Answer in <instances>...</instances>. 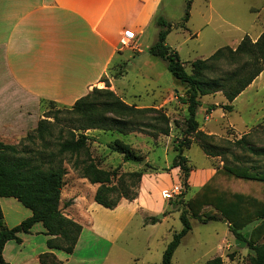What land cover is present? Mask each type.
Instances as JSON below:
<instances>
[{
	"label": "trees",
	"instance_id": "obj_1",
	"mask_svg": "<svg viewBox=\"0 0 264 264\" xmlns=\"http://www.w3.org/2000/svg\"><path fill=\"white\" fill-rule=\"evenodd\" d=\"M194 0H187L185 14L179 27L186 28ZM161 31L157 42L149 49L153 57L166 62L167 68L186 91L183 100L187 105L188 117L185 123L184 139L174 149L175 157L171 168H179L183 191L176 204L182 206L180 220L183 229L174 234L168 244L160 264H172L177 248L192 230L191 219L202 223L216 220L211 214L201 215L203 208L212 206L230 223V231L236 239L248 244L253 251L250 264H264V169L249 165L224 166L188 201L184 194L189 188L188 178L192 166L185 155L190 149L191 135L199 138V147L209 157H221L218 146L208 142L213 136L200 130L197 112L203 106L204 96L222 93L229 104L222 106L228 112L231 105L264 72V31L256 41L245 36L233 49L226 46L218 49L208 59L192 62L193 72L189 74L179 53L167 45V36L172 24L164 18L158 21ZM234 66L226 70L225 65ZM217 73V74H216ZM216 74V75H214ZM105 89L94 88L80 98L71 108L56 109L38 121L37 127L29 133L20 145L5 144L0 141V199L15 198L32 215L19 225L9 228L4 223L0 205V264H8L3 256L9 241L22 243L20 234H29L36 223H42L50 238L47 245L52 250L71 254L81 233V226L65 217L61 207L64 178L68 170L64 163L92 185H98L94 200L104 208L113 210L125 199L134 201L139 196L144 169L127 173L120 167L106 169L92 156L89 147L90 130L118 132L127 136L132 133H145L158 139L169 136L170 117L155 108H139L129 105L110 89L108 81ZM50 104L55 105L50 102ZM217 108L212 105L208 110ZM157 113L153 122L137 120L148 113ZM150 130V131H148ZM249 134L243 135L235 144L243 145ZM40 143L37 149L35 145ZM124 162H141L133 146L115 140L112 148ZM247 151L264 158V148L247 145ZM149 164H146V168ZM150 168V167H149ZM258 224L250 233L242 230L254 221ZM152 224L157 222L151 220ZM233 257V256H231ZM41 264H60L56 256L45 253L40 256ZM207 264H224L222 257H215Z\"/></svg>",
	"mask_w": 264,
	"mask_h": 264
},
{
	"label": "crops",
	"instance_id": "obj_2",
	"mask_svg": "<svg viewBox=\"0 0 264 264\" xmlns=\"http://www.w3.org/2000/svg\"><path fill=\"white\" fill-rule=\"evenodd\" d=\"M163 3L164 0H0V112L4 115L0 119V137H17L29 126L26 123L36 121L37 124L47 103L52 102L59 108H71L94 88L105 85L103 81H108L110 88L119 95L115 86L117 78L111 75L121 71L123 77L125 62L134 65L127 52L141 55L139 59L144 61L140 64L148 63L146 53L151 56L149 49L157 42L161 31L158 21L164 18L170 22L163 14ZM192 8L193 3L188 23L192 19ZM187 24L186 28L179 29L187 30ZM175 25L172 24L171 32L177 29ZM127 30L136 33L133 46L137 50L122 46L121 40ZM263 30L264 27L254 38L250 37L256 41ZM256 80L241 95L252 88ZM221 94L204 96L197 117L202 115L207 123L218 112L225 118L228 111L224 112L221 107L229 102L226 100L228 103L225 104L215 100ZM171 100L165 99L160 107ZM212 105L217 108L208 110ZM206 127L208 125L201 126L200 130L210 136H219ZM88 132L96 135L108 133L101 130ZM245 134H249V131L238 135ZM127 136H131L132 140L138 138L140 143L137 149L146 151L151 164L149 155L152 150L142 142L145 137L138 133ZM131 145L136 147L133 143ZM206 157L209 161L201 168L191 165L188 159L192 171L188 178L189 188L183 198L185 201L191 199L224 166L221 157ZM123 164L127 162L123 160ZM169 164L164 167L150 165L159 172L167 170L168 173L162 176L161 173L145 172L138 198L134 201L123 199L113 210L95 202L96 185L89 183L90 191L79 193L86 179L65 187L61 206L63 213L67 219L81 226L74 251L67 254L50 249L47 242L54 237L46 234L47 229L42 223H36L29 234H20L22 243L9 241L5 245L2 253L4 260L8 264H41L40 256L51 252L60 264H106L116 237L123 233L128 218L139 210L153 214L164 211L165 202L161 200L156 203L155 197L159 194L161 199L162 192L173 186L182 187L180 169H172ZM160 177H170L173 184H159ZM189 189H196V192L187 199ZM0 205L4 223L9 228L32 215L31 210L15 198H1ZM179 209L182 211V206L179 205ZM204 213L215 217L213 221H224L230 230V223L212 206L203 208L201 215L204 216ZM257 224L256 220L242 233H250ZM142 225L155 228L158 223L152 224L151 220L144 218ZM235 240L233 235L234 243ZM260 242L264 243V238Z\"/></svg>",
	"mask_w": 264,
	"mask_h": 264
},
{
	"label": "rangeland",
	"instance_id": "obj_3",
	"mask_svg": "<svg viewBox=\"0 0 264 264\" xmlns=\"http://www.w3.org/2000/svg\"><path fill=\"white\" fill-rule=\"evenodd\" d=\"M186 2L187 0H164L165 11L163 14L170 21L169 23L176 24L175 27L177 28L168 35L166 43L179 53L189 74L193 72L191 64L195 60L208 59L218 49L226 46L235 49L245 36L249 34V37L254 38L264 27V0H194L192 19L187 24L188 29H179L185 14ZM126 54L131 57L130 61L134 65L130 66L128 61L125 62L126 65L122 67L124 68L123 77H121V71L111 75V77L117 78L115 86L120 96L116 95L129 105H136L139 108L161 109L164 114L170 115V134L154 139L145 133H138L145 137L142 142L152 150L149 155L152 160L151 164L148 161L146 151L137 149L140 143L138 138L132 140L131 136H124L118 132L102 135L88 132L90 151L96 162L104 168L120 167L122 173L144 169V174L145 172L161 173L163 176L168 173L167 170L159 172L150 165L164 167L170 163L169 165L172 166L175 157L174 149L183 141L186 129L188 110L187 105L182 100L186 97V91L176 82L168 70L166 62L162 59L149 56L146 53L148 63L144 65L139 63L144 61L139 59L141 55L132 52ZM224 65L226 70H231L234 67ZM105 88L106 85L98 87V89ZM222 95L216 96L215 100L227 104L228 102ZM169 98L172 100L160 107V104ZM232 105L233 111L228 112L225 118L216 112L213 118L206 123L202 115H198L199 125L200 127L208 125L206 127L208 130H212L214 134L221 136H213L211 140H208L209 143L218 146L222 151L221 161L231 166H258L262 170L264 158L248 152L247 145L264 148V72L257 78L254 86L241 95ZM56 109L63 108L47 103L42 110L41 119ZM224 112L227 111L224 110ZM3 116V113L0 112V119ZM156 116L157 113L150 112L138 117L137 120L149 123L153 122L152 119ZM26 124L29 126L24 133L14 138L0 137V141L5 144L20 145L26 136L36 129L38 122L37 124L36 121ZM248 131L249 135L246 142L243 145L235 144L242 137L238 134ZM189 137H191L192 146L186 151V157L190 160L191 165L197 168L206 166L209 160L198 146V136L191 135ZM118 139L125 144L131 145L133 143L136 145L133 149L142 158V161L123 164V157L111 149L115 140ZM24 143L28 144L26 141ZM35 147L38 149L40 143H37ZM146 164H149L150 168H146ZM64 165L68 174L64 178L63 192L65 187L85 180L72 170L70 164L65 162ZM160 178L157 182L161 185L171 186L173 184L170 177ZM96 186L98 188V185ZM90 189L87 180L80 188L79 193L81 191L88 193ZM195 192L196 189H189L186 194L187 199L192 197ZM180 199L181 195H176L170 200L163 196L160 199L158 194L155 197V202L164 201V211L153 214L139 210L134 213L133 217L128 218L123 233L118 238L116 237L117 241L106 264H160L164 251L173 240L174 234L183 229L180 220L181 211L179 205L176 204ZM99 217L107 221L103 217ZM144 218L146 220L156 219L158 225L155 228L144 227L142 225ZM191 222L192 230L177 248L172 264H207L209 260L218 256L222 257L224 264H250L249 259L252 252L248 248V244L244 248L236 247L232 241L233 235L224 221L200 223L192 220ZM109 223L113 224L110 221ZM250 228L248 229L250 230Z\"/></svg>",
	"mask_w": 264,
	"mask_h": 264
},
{
	"label": "built area",
	"instance_id": "obj_4",
	"mask_svg": "<svg viewBox=\"0 0 264 264\" xmlns=\"http://www.w3.org/2000/svg\"><path fill=\"white\" fill-rule=\"evenodd\" d=\"M137 38L136 33L133 30H127L123 34V38L121 40V44L123 47L132 49V50H137L134 46L133 43L135 39ZM183 191V188L179 185L173 186L169 189H166L162 192V196L165 199H171L174 198L176 195H180Z\"/></svg>",
	"mask_w": 264,
	"mask_h": 264
},
{
	"label": "water",
	"instance_id": "obj_5",
	"mask_svg": "<svg viewBox=\"0 0 264 264\" xmlns=\"http://www.w3.org/2000/svg\"><path fill=\"white\" fill-rule=\"evenodd\" d=\"M246 245H247V243L244 242V241H241V240H239V239H236V240H235V246H236V247L244 248Z\"/></svg>",
	"mask_w": 264,
	"mask_h": 264
}]
</instances>
